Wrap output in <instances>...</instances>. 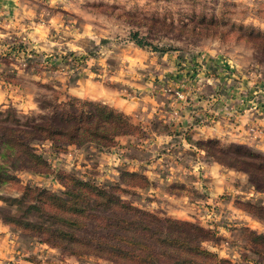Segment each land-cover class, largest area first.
<instances>
[{
    "label": "rangeland",
    "instance_id": "1",
    "mask_svg": "<svg viewBox=\"0 0 264 264\" xmlns=\"http://www.w3.org/2000/svg\"><path fill=\"white\" fill-rule=\"evenodd\" d=\"M28 3L26 8L31 9V13H26L31 16L23 15L15 21L1 23L8 32L0 38V110L10 111L20 118L41 114L47 110L44 108L46 104L55 101L68 104L73 99L101 103L121 112L91 98L90 94L82 95L81 86L85 83L84 79H94L98 75L105 82L106 66H109L106 62H114V57L115 61L120 59L122 52L116 47L122 44H131L134 49L143 51L146 60L151 53L176 54L178 64L189 75L198 72L192 65L198 63L196 59L200 55L214 51L222 61L227 59L241 72L257 71L264 76V0H29ZM134 39L142 41V45H137ZM136 56L141 58V54ZM187 63L194 70L191 68L189 71ZM125 88L114 86L118 92L130 94ZM142 132L141 127L137 134L141 136ZM120 137L115 139L111 148L100 150L105 153L114 149L116 159L120 158V151L116 149L121 144ZM215 140L221 147L239 144L264 155V150L247 143ZM33 145L36 153L42 155L55 171L61 170L66 175L75 174L83 179L89 176L99 186L120 185L122 179L138 182L140 185L137 186H123L126 189L123 197L141 209L170 217L159 203H150V197L142 199L138 189L150 185L142 187L140 178L126 176L127 170L118 166L120 162L113 165L117 172L97 180L95 176L107 173V168H94L96 160L79 162V166L74 168L67 165L61 167L60 160L56 159L58 151L51 147L50 142L33 141ZM85 146L81 147L85 151L81 153L83 158L89 154ZM69 158L72 160L74 155ZM209 159L213 160L212 157ZM226 168L244 174L247 179L245 185L252 191L235 197L233 201L234 206L248 215L249 226L238 229L228 224L224 226L227 231L224 234L217 229L219 221L205 220L197 214H193L192 218H170L188 221L212 232L215 230L218 234L215 235L216 240L219 237V241L203 243V247L210 252L217 253L214 248L225 240L229 241L227 247L234 249L239 259L221 256L223 260L219 264H264V238L255 236H264V179L257 184L262 191H257L252 187L247 172ZM133 172L146 177L141 171ZM15 176L12 181L0 185V197L19 195L25 184L43 186L55 192L62 189L60 181L49 174L23 168L16 171ZM195 195L192 193L193 198ZM204 205L202 208L205 211L207 204ZM0 207H7L2 199ZM165 208L170 209L167 204ZM0 222L13 231L21 251L16 255L12 253L11 260H5V264H114L105 257H80L60 248L47 247L37 239L19 233L12 225Z\"/></svg>",
    "mask_w": 264,
    "mask_h": 264
},
{
    "label": "crops",
    "instance_id": "2",
    "mask_svg": "<svg viewBox=\"0 0 264 264\" xmlns=\"http://www.w3.org/2000/svg\"><path fill=\"white\" fill-rule=\"evenodd\" d=\"M28 1L0 0V38L8 32L1 23L31 13L26 8ZM134 48L131 44L118 45L122 55L117 61L114 57L117 65L106 62L110 67L106 66L105 82L98 75L84 79L86 84L81 88L82 95L90 94L119 109L133 125L143 128L142 135L121 136L116 148L120 151L118 159L114 149L104 153L86 145L89 154L83 158L81 147L68 146L57 154L61 167L74 168L79 162L94 159V168H107V173L95 176L98 180L117 172L113 165L120 162L121 168L146 176L151 185L138 189L139 194L142 199L150 197V203H159L170 217L192 218L197 214L205 220L210 218L219 221L217 229L224 234L228 224L238 229L249 226L248 215L233 205L235 197L252 192L245 185L246 176L211 161L197 142L221 139L264 150V76L257 71L245 74L214 51L200 55L198 63L193 60L198 72L189 75L178 64L176 54L151 53L146 60L143 51ZM115 85L126 87L130 94L118 92ZM192 193H196L195 198ZM17 241L13 231L0 222V264L21 253ZM229 243L225 240L214 249L220 256L238 260L236 251L227 247Z\"/></svg>",
    "mask_w": 264,
    "mask_h": 264
},
{
    "label": "trees",
    "instance_id": "3",
    "mask_svg": "<svg viewBox=\"0 0 264 264\" xmlns=\"http://www.w3.org/2000/svg\"><path fill=\"white\" fill-rule=\"evenodd\" d=\"M134 41L142 45V41ZM44 108L47 110L37 116L22 118L0 110V185L15 179V172L24 168L53 176L62 189L55 192L25 184L19 195L1 196L7 205L0 207L3 223L47 247L80 257H105L114 264H219L223 260L203 247L205 241H219L215 230L159 216L126 200L123 186H137L138 182L122 179L120 185L99 186L92 177L55 171L34 149L33 141H48L58 152L71 145L109 148L117 137L137 134L140 129L127 116L101 103L78 99L68 104L55 101ZM198 145L215 162L247 172L252 187L262 191L257 184L264 179V155L239 144L221 147L215 139ZM125 175L140 178L142 187L151 185L135 172Z\"/></svg>",
    "mask_w": 264,
    "mask_h": 264
}]
</instances>
